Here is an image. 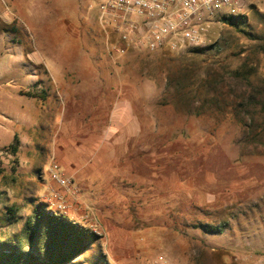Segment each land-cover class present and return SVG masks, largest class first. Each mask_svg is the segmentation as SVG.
<instances>
[{
  "label": "rangeland",
  "instance_id": "374dc122",
  "mask_svg": "<svg viewBox=\"0 0 264 264\" xmlns=\"http://www.w3.org/2000/svg\"><path fill=\"white\" fill-rule=\"evenodd\" d=\"M85 2V25L70 28L73 34L82 35L81 42L58 40L62 28L54 27L51 19L52 0H24V9L19 11L21 26H0V238H20L35 206H59L53 198L58 187L51 177V152L56 141L61 147L64 139L72 150L81 148L87 119L81 111H88L99 100L90 99L95 91H87L85 84L75 86L82 82L76 76L72 82L78 97L66 90L59 96L53 80L48 82L53 84L49 92L35 91L32 73L42 78L47 66L54 72L62 67L73 72L95 63L107 70L99 77L103 83L100 94L96 91L102 99L96 114L102 126L110 115L108 107L120 98L131 99L134 113L147 121L150 133L144 143L150 148L149 166L143 172L149 177L150 217L141 220L137 210L131 223L125 210L118 220L125 231L149 222L145 241L137 245L143 231L138 228L133 237L121 236L123 243H114L112 252L102 247L101 239L86 257L95 259L100 247L120 264H264V0H242L240 8L219 17L202 47L180 53L130 50L122 56L109 52L108 41L116 38L99 21L105 0ZM231 16L242 19L237 27L226 21ZM196 49L207 50L199 53ZM236 70L242 75L233 73ZM28 90L36 97L20 95ZM34 99L42 115L48 109L47 100L66 109V121L60 117L30 122ZM78 105L82 110L75 115ZM5 108L15 112L6 114L8 120L2 117ZM73 125L82 128L73 129ZM16 136L19 147L20 140L26 139V144L13 155L9 147ZM176 179L195 185L203 205L198 212L168 196ZM75 188L76 194L65 195V215L93 232L97 229L103 238L98 215L78 201L83 192ZM206 201L213 206H204ZM11 207L18 214L8 220ZM222 221L228 226L221 237L204 236L196 227Z\"/></svg>",
  "mask_w": 264,
  "mask_h": 264
},
{
  "label": "crops",
  "instance_id": "0c3cea01",
  "mask_svg": "<svg viewBox=\"0 0 264 264\" xmlns=\"http://www.w3.org/2000/svg\"><path fill=\"white\" fill-rule=\"evenodd\" d=\"M23 3L24 0H0V26H21L19 11L24 9ZM52 3L54 5L51 8V19L54 21V27L62 28L60 33L57 34L58 40L62 42H81L82 35L79 33L77 35L73 34L70 28L85 25L87 18L85 0H64L63 3L53 2L52 0ZM10 4L12 7H9ZM98 4L94 3L93 6H97ZM57 69L58 72L57 70L54 72L50 66L45 67L42 78L39 77V74L33 72L31 88L35 91L47 90L49 92L53 84H48V82L53 80L56 82L55 86L59 96L66 90V92H71V97H78V94H74V82H72V77L76 76L82 82L74 83L75 86L78 87V85L85 84L87 91H95L90 96V99L91 97L94 99L97 97L99 100H94L89 106L91 108L88 111H81V105L76 106L75 111H73L75 115L81 111L87 116V119H84L85 130L83 131L85 135L82 137L81 148L72 150L68 145L67 139H64L65 141H62L61 147H58L56 141V146L51 152L53 156L50 161L51 177L53 179L54 173H62L74 181L73 186L76 185L81 188L83 198L81 199L79 195L78 201L83 202L86 208L91 209L94 214L96 213V216L98 215L104 234L102 247L108 248L112 252L114 243H123L124 238L122 237L121 239V236L129 234L133 237L134 231L138 228L143 229L142 234H139V242H137V245H141V242L145 241L149 222L145 223V225L134 227V231L130 230L127 232L123 229L124 226L121 227L118 220L121 218V215L125 214V210L129 212L127 216L131 220V223L133 218H136L134 212L137 210L141 220L145 221L146 216L147 219L150 217V209L147 207L149 202V177L143 172V168L149 166L148 153L150 148L148 143H144V139H147L150 133L147 124H145L147 121H144L143 116L134 113L131 99L120 98L112 108L108 107L110 115L106 118L105 125L102 126V118L100 119L96 116L101 111L102 106L99 91L102 89L103 83L99 77L102 76L103 71L107 70L95 66V63L89 67H80L73 72L69 68L62 67ZM108 71L106 73L110 75L111 72L110 70ZM30 91L21 92L29 93ZM21 92L20 95L25 96ZM33 103L36 110H30L32 111L30 122L32 120L33 122H42L43 120L48 122L54 118L58 120L60 117L63 123L66 121L68 111L64 110L61 106H57V103L55 106L54 103L47 100L46 105H48V109L44 115L39 111L38 100L34 99ZM141 103L142 105L144 104V99L141 100ZM145 103L148 106L149 100L145 99ZM12 113L15 112L10 108H5L2 117L8 120L6 114L12 115ZM22 113L28 117L26 112ZM91 115L95 116L92 117ZM91 118L95 120L92 124L88 122H91ZM72 128L81 130L82 126L75 127L73 125ZM25 140H20L19 150L26 144ZM40 146L42 147L43 143ZM39 178L43 179V173H40ZM170 185L174 190L168 196L174 202H178L182 206L184 201L186 204H189V209L195 212H198L202 208L198 202V191L191 180L183 181L182 179H176ZM117 190L120 191L119 193L122 196L118 194ZM203 204L207 207L213 206V203L210 201L203 202ZM118 211L119 215L116 216L115 213ZM70 212L73 214L75 211ZM78 212L81 214V210ZM162 216L166 217L165 211L162 213ZM67 217L71 219L69 216ZM75 223L87 227L81 221ZM225 232L226 229L222 234L218 235L202 233L207 237H221ZM107 255L112 264H120L118 258L113 256V253V257H111V254L107 253Z\"/></svg>",
  "mask_w": 264,
  "mask_h": 264
},
{
  "label": "built area",
  "instance_id": "2783aa9c",
  "mask_svg": "<svg viewBox=\"0 0 264 264\" xmlns=\"http://www.w3.org/2000/svg\"><path fill=\"white\" fill-rule=\"evenodd\" d=\"M241 5L242 0H105L99 21L116 38L108 41L112 55L122 56L130 50L180 53L204 46L211 25ZM53 179L58 187L53 198L59 206L51 204L50 208L65 215V195L76 194V188L62 173H54ZM94 232L102 236L97 229Z\"/></svg>",
  "mask_w": 264,
  "mask_h": 264
},
{
  "label": "trees",
  "instance_id": "16d2710c",
  "mask_svg": "<svg viewBox=\"0 0 264 264\" xmlns=\"http://www.w3.org/2000/svg\"><path fill=\"white\" fill-rule=\"evenodd\" d=\"M240 20L242 21L234 16L226 18V21H230L235 27ZM206 50L196 49L195 52L203 53ZM233 73L242 75L239 70ZM24 95L36 97L33 93ZM9 148L13 155H17V136ZM2 174L3 168L0 164V177ZM17 214L18 209L9 208L8 220L17 218ZM227 226L228 222L222 221L219 224L201 223L196 227L206 234L218 235L222 234ZM101 239L102 236L75 223L66 215L50 210L46 204H39L34 207L20 238L11 241L0 238V264H112L100 247L97 248L95 259L85 255Z\"/></svg>",
  "mask_w": 264,
  "mask_h": 264
}]
</instances>
